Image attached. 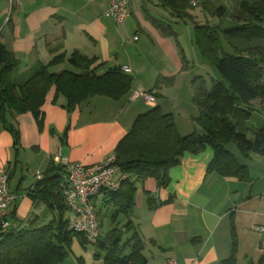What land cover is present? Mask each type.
Returning a JSON list of instances; mask_svg holds the SVG:
<instances>
[{"label": "crops", "instance_id": "obj_1", "mask_svg": "<svg viewBox=\"0 0 264 264\" xmlns=\"http://www.w3.org/2000/svg\"><path fill=\"white\" fill-rule=\"evenodd\" d=\"M197 4L187 16L178 18L158 0H132L128 17L117 24L104 16L108 0H0V43L19 61L16 74L23 75L38 63L47 65L61 53L67 59L76 52L94 60L97 76L119 67L133 78L131 92L124 99L93 96L70 112L63 106V96L53 101L56 89L50 87L40 108V126L30 112L7 115L19 131L18 148L0 121V168H7L9 191L15 195L7 214L13 226L42 212L41 206L34 207L28 191L37 182L35 172L43 175L48 166H58V156L90 166L114 155L136 117L149 110L143 98L131 100L132 93L152 92L156 105L172 114L180 135L202 133L194 125L198 109L189 108L182 119L176 118L170 106L177 89L185 87L186 102H192L193 81L199 76L208 80L206 63H200L199 73L182 66L184 57L191 61L196 24L218 22L204 11H194ZM135 35L138 39L133 41ZM68 66L64 60L49 70L61 72ZM217 78L212 70L204 86L210 88ZM227 150L247 167L246 179L208 171L214 158L210 147L185 153L168 170L166 186L150 177L120 185L121 192L113 199L131 204V212L118 213L114 223L110 217L117 207L108 191L100 192L93 199L95 210L101 225L108 224L100 232L104 235L130 223L142 240L145 264H167L171 259L176 264H226L232 254L236 264H257L264 258V155L244 154L234 142ZM132 232L125 233L123 241ZM63 264L106 263L102 256L96 257L94 245L74 236Z\"/></svg>", "mask_w": 264, "mask_h": 264}, {"label": "trees", "instance_id": "obj_2", "mask_svg": "<svg viewBox=\"0 0 264 264\" xmlns=\"http://www.w3.org/2000/svg\"><path fill=\"white\" fill-rule=\"evenodd\" d=\"M158 1L171 15L183 18L194 7L191 3L195 0ZM221 1L195 2L207 16L218 19L215 24H196L194 29L202 56L211 61L218 75L210 88L194 87L193 103L199 110L196 121L202 133L180 135L171 113L158 105L150 106L136 117L130 131L115 146L117 166L127 175L121 185L150 177L160 186H166L168 170L178 165L182 155L200 153L206 147L212 148L214 156L208 171L242 180L248 177V169L227 150L228 144L236 143L244 154L264 155V128L247 125L256 109L254 102H264V0H230L229 7ZM158 25L166 30V25ZM64 60L73 70H49ZM94 64V60L76 52L67 59L61 53L47 65L38 63L29 72L18 75L19 61L0 43V121L10 133L15 148L20 142L19 131L7 115L30 112L40 126L43 119L40 108L50 87L56 89L53 101L57 103L58 97L63 96L66 101L63 106L68 112L93 96L119 101L131 92V75L113 67L97 76ZM63 175L62 166L50 165L41 181L29 188L34 207L41 206L42 212L32 215L23 225L10 223L5 230L0 229V264H63L70 254L72 237L80 236L83 242H88L68 226L69 209L60 189ZM120 192L121 188L109 192L117 207L110 217L112 223L118 213L131 212V204L113 199ZM98 219L101 231L99 216ZM128 232H132V237L123 241V235ZM99 237L94 245L96 257L102 256L106 264L146 263L142 240L130 223L113 227L104 235L100 232ZM128 248L130 252L126 253ZM225 263L236 264L233 254ZM257 264H264V258Z\"/></svg>", "mask_w": 264, "mask_h": 264}, {"label": "built area", "instance_id": "obj_3", "mask_svg": "<svg viewBox=\"0 0 264 264\" xmlns=\"http://www.w3.org/2000/svg\"><path fill=\"white\" fill-rule=\"evenodd\" d=\"M132 0H108L105 17L113 19L117 24L123 23L128 17V7ZM195 6V3H191ZM135 35L132 39L137 40ZM127 69V68H124ZM131 100L143 98L148 107L156 105L152 92L137 91L130 95ZM116 157L111 155L96 164L85 166L71 163L60 156L56 163L64 169V179L60 184L64 201L69 209L68 226L77 234H82L86 240L95 245L100 238V225L95 210L94 198L103 191L116 192L121 183L127 179L125 173L120 172ZM33 178L41 181L42 173L35 172ZM15 202V195L9 191V173L7 168H0V229L5 230L10 226L7 214ZM167 264H176L171 259Z\"/></svg>", "mask_w": 264, "mask_h": 264}, {"label": "rangeland", "instance_id": "obj_4", "mask_svg": "<svg viewBox=\"0 0 264 264\" xmlns=\"http://www.w3.org/2000/svg\"><path fill=\"white\" fill-rule=\"evenodd\" d=\"M198 1H202V0H198ZM221 3H223V5H226V6H230L232 5L231 4V1L230 0H223L221 1ZM191 10V9H190ZM196 10H201L203 11V8L201 5H197L196 9H194V11ZM193 44V48L191 46V61L189 63V61H187V59L185 60L183 58V60H185L186 62V66L189 65L190 66V69H195V73H199L200 72V69L198 68V66H200V63H206L208 66V68L210 69H207V70H204L208 80L206 81L205 78H202L201 76L197 77L195 79V81H193L192 85H191V91H192V94L194 93V87L195 85H206V82L209 81V77L212 73V70L213 72L215 73V75H217V71L216 69L214 68V66L211 64V61H207L205 60V58L202 56V49L200 48L199 44L196 43V37L195 35L193 36V39H192V42ZM190 43V44H191ZM193 54H196L198 56V58H196ZM181 55L183 56V52H181ZM184 62H182V66L183 68L186 66L183 65ZM212 68V70H211ZM67 69H72L70 66L67 67ZM218 76V75H217ZM185 92H187V89L184 87V88H181V89H177V92L175 93L176 94V100L173 104H171L170 106H172L173 108H175V114H176V118H179V117H182V119H185L186 117V114H188L190 112V109L189 108H194L195 105L192 102H189L186 100H188V94L187 96L185 95ZM254 105H255V108L252 112H251V118L247 121V125L250 126L251 128H255V129H262L264 128V102H260L259 100H256L254 102ZM196 109H198L197 107H195ZM186 110V111H185ZM186 112V113H185ZM192 112V111H191ZM182 114L181 116L179 115ZM183 122V121H182ZM180 122V123H182ZM194 125L195 127L197 126V129L200 128V125L199 123L196 121V119L194 120ZM196 130V129H195ZM34 176V175H33ZM103 227H102V231L103 233L106 231L107 227H108V224L106 223H102Z\"/></svg>", "mask_w": 264, "mask_h": 264}]
</instances>
